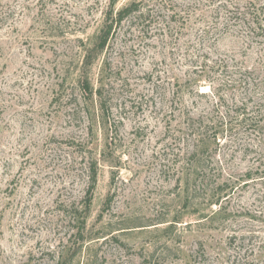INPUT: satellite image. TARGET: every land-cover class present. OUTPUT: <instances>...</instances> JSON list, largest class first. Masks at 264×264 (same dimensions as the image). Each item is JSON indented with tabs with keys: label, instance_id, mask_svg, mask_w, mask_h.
<instances>
[{
	"label": "rangeland",
	"instance_id": "1",
	"mask_svg": "<svg viewBox=\"0 0 264 264\" xmlns=\"http://www.w3.org/2000/svg\"><path fill=\"white\" fill-rule=\"evenodd\" d=\"M0 264H264V0H0Z\"/></svg>",
	"mask_w": 264,
	"mask_h": 264
},
{
	"label": "trees",
	"instance_id": "2",
	"mask_svg": "<svg viewBox=\"0 0 264 264\" xmlns=\"http://www.w3.org/2000/svg\"><path fill=\"white\" fill-rule=\"evenodd\" d=\"M142 6H143L142 2L133 1L130 4L119 9L115 14L111 12L108 16V21H106L102 29V33L100 35V47H104L106 45L114 25L120 24L124 19L136 13H140L141 17L144 16L141 13ZM83 91L86 95L93 97L94 92H93V88L90 85L88 77L84 78ZM89 178H90V186L92 190L97 181V169L95 167L93 171L90 173ZM89 202H91V198H89ZM89 205L90 204H88V206Z\"/></svg>",
	"mask_w": 264,
	"mask_h": 264
}]
</instances>
